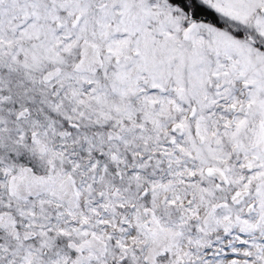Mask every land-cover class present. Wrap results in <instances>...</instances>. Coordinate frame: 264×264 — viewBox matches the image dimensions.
Wrapping results in <instances>:
<instances>
[{"label":"snow or ice","instance_id":"1","mask_svg":"<svg viewBox=\"0 0 264 264\" xmlns=\"http://www.w3.org/2000/svg\"><path fill=\"white\" fill-rule=\"evenodd\" d=\"M0 264H264V0H0Z\"/></svg>","mask_w":264,"mask_h":264}]
</instances>
